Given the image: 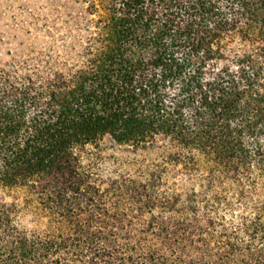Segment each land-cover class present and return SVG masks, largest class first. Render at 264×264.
Here are the masks:
<instances>
[{"label":"trees","instance_id":"16d2710c","mask_svg":"<svg viewBox=\"0 0 264 264\" xmlns=\"http://www.w3.org/2000/svg\"><path fill=\"white\" fill-rule=\"evenodd\" d=\"M86 1L0 63V264H264V0Z\"/></svg>","mask_w":264,"mask_h":264},{"label":"rangeland","instance_id":"374dc122","mask_svg":"<svg viewBox=\"0 0 264 264\" xmlns=\"http://www.w3.org/2000/svg\"><path fill=\"white\" fill-rule=\"evenodd\" d=\"M86 0H0V63L22 54L30 45L59 44L62 37L72 42L74 17L81 21L88 12ZM110 148L109 138L104 141Z\"/></svg>","mask_w":264,"mask_h":264}]
</instances>
